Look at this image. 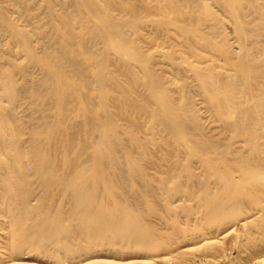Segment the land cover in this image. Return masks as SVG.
I'll list each match as a JSON object with an SVG mask.
<instances>
[{
    "label": "bare ground",
    "instance_id": "6f19581e",
    "mask_svg": "<svg viewBox=\"0 0 264 264\" xmlns=\"http://www.w3.org/2000/svg\"><path fill=\"white\" fill-rule=\"evenodd\" d=\"M41 1V51L0 3V32L23 55L0 54V264L187 259L206 244L214 251L243 213L264 233V50L244 45L232 57L226 36L201 31L217 20L206 3L72 0L73 12L57 13L55 0ZM221 2L240 38L247 6L264 17V0ZM146 23L168 32L163 45L153 38L167 67L193 73L241 143L234 159L216 154L231 145L205 137L186 78L170 83L145 53ZM24 95L35 105L26 118Z\"/></svg>",
    "mask_w": 264,
    "mask_h": 264
},
{
    "label": "rangeland",
    "instance_id": "374dc122",
    "mask_svg": "<svg viewBox=\"0 0 264 264\" xmlns=\"http://www.w3.org/2000/svg\"><path fill=\"white\" fill-rule=\"evenodd\" d=\"M187 1L193 3L194 5L206 3L210 6L217 20L214 21L206 19L201 25V31H204V34L212 37L216 41H220L222 35L226 36L227 41L232 48V57H236L238 53H240L244 45L248 46L249 48L259 47L260 49L264 50V17H262L259 12L261 10L259 8V4L258 6H247L245 8L246 29L247 32L250 33L249 35H246L245 38H240L236 32L235 23L228 15L221 0ZM0 3L11 8L9 14L12 19L27 25L31 29L33 43L39 51L48 46L49 39L47 38L43 40L36 30L37 26H45L47 29L49 28L48 12L47 9L43 6L41 0H0ZM74 9L75 6L72 0H55L54 10L57 13H61L62 11L73 12ZM195 10L197 11L196 8ZM196 11H194L193 9L189 10V12H193L194 14H196ZM254 25L256 26L253 27ZM142 31L146 35L143 42V49L145 53L153 55L156 60L158 59L160 61H158L160 63V67L157 66V69L163 68L167 81H169L170 83H178L177 80L178 76L180 77V75L184 79L186 78V83L188 84L190 89V95L195 103L196 109L198 110L201 122L203 124V133L205 137L218 143L220 142L231 145V150H225V148H221L217 150L218 152L216 154L223 155L228 159H234V152L235 150L241 148V143L232 139V134L224 127L222 121L219 119L218 112L208 107L203 92L196 82L193 73L189 72V70L185 67H183L184 70L183 68H180V73L167 67L168 64L162 56L163 51L166 49L161 45H163L162 43L167 39L168 32L163 29H156L149 23L144 24V26L142 27ZM154 36L156 37L155 39H157L158 43H160L161 45L157 43L155 44L153 40ZM173 43L176 44L177 42L172 41V44ZM187 44L189 43H181L179 45L180 48H186ZM0 54L3 57L11 58L12 60L17 62L23 60V55L18 52L17 45L15 43L10 44L8 35L1 32ZM209 58L210 57H208V59ZM206 62H203L201 65L205 66L207 64ZM190 76L192 78H190ZM31 77L32 82L34 84H37L41 77V71L37 68H34L31 71ZM174 91L175 90H173V92L171 91V93L175 96L176 94L174 93ZM21 102L22 106L19 110V113L22 117L26 118V116L31 111L30 109H32V107H34L35 105L31 104L30 99L26 95L22 97ZM236 176H238V174H236ZM243 214L244 216L241 218V220L230 224L229 231H231L232 234L220 238V241L217 242L218 247L212 252L208 249V244H206L204 248H200L199 250L194 251V253L192 252L193 254L191 253V255L187 259L181 260L177 259L176 257H161L163 259L158 258L157 260L154 259V261H152V258H150L149 260V257L146 258L145 256L143 257V255L138 254L128 255V257H124L121 260H114L112 258H110L109 260L119 262L120 264H264V233L260 230L259 227H257V223L254 220L255 218H250L246 213ZM258 218H260V216ZM154 222L159 228H166L164 221L155 219ZM233 236L236 238H234ZM212 240L213 239L210 238L208 242H211ZM215 251L217 252V254L215 253ZM97 258H94V261L92 260L93 262L91 264H101L99 260H104V258L101 257ZM21 262L27 264L35 263L34 261L30 262L27 260L11 262L8 261L5 262V264H20Z\"/></svg>",
    "mask_w": 264,
    "mask_h": 264
}]
</instances>
